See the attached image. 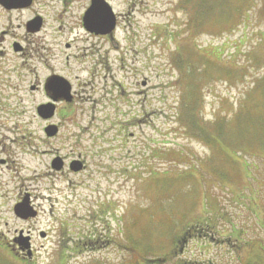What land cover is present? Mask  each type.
<instances>
[{
  "label": "rangeland",
  "instance_id": "obj_1",
  "mask_svg": "<svg viewBox=\"0 0 264 264\" xmlns=\"http://www.w3.org/2000/svg\"><path fill=\"white\" fill-rule=\"evenodd\" d=\"M195 2L114 0L121 18L113 37L86 42L80 9L74 24H62L71 33L68 50L63 48L67 36L56 37L57 3L34 0L28 11L0 7V141L4 136L13 140L0 166V264H145L155 258L167 260L165 264L260 262L264 145L258 147L256 141L264 137V120L246 131L242 126L248 111L240 113L251 106L246 94L253 77L249 74L233 85L208 82L197 115L213 128L203 136L175 119L179 90L174 81L183 51L192 44L208 57L209 48L225 51L223 59L209 60L214 69L229 65L237 73L239 65L250 67L251 51L260 67L256 75L264 72V43L252 50L258 42L254 36L264 41V24L247 25L248 40L236 58L230 52L239 48V24L226 34L203 26L193 38L187 39L186 33L182 40L174 38L171 32L187 30L194 21ZM85 3L80 0L79 6ZM35 13L45 23L39 32L27 33L25 25ZM17 44L23 51L14 54ZM49 51L54 57L46 59ZM49 74L68 80L74 100L71 105L61 102L47 123L35 110L48 102L42 83ZM218 121L232 137L222 141V149L220 142L206 146V139L211 142L216 136ZM47 124L59 128L55 139L45 138ZM236 147L245 149L236 154ZM56 156L66 164L80 156L86 169L80 174L67 167L56 172L50 167ZM26 194L38 214L27 224L17 223L10 210ZM207 213L218 234L213 230L201 242L193 237L177 242L185 228L202 225ZM19 226L31 228L35 237L34 255L26 262L17 261L6 245ZM232 228L238 239L244 238L240 241L253 246L235 248ZM88 230L104 241L95 243V249L61 252ZM39 232L45 233V241Z\"/></svg>",
  "mask_w": 264,
  "mask_h": 264
},
{
  "label": "trees",
  "instance_id": "obj_2",
  "mask_svg": "<svg viewBox=\"0 0 264 264\" xmlns=\"http://www.w3.org/2000/svg\"><path fill=\"white\" fill-rule=\"evenodd\" d=\"M192 11L194 21L192 22L193 27L188 33L190 37H193V34L198 35V32L203 30V28H201L203 26L205 29H211L212 31H214V34H226L232 31L233 28L237 27L238 24L243 26L242 36L240 38L241 40L238 44L239 48H235L233 52H230V54L234 55L235 58L237 57V52L241 51L240 49L245 43V40H248L247 25L260 23L264 24V0L259 4L256 2V0H196L195 6L194 4L192 5ZM254 37L258 42L254 44L252 50H254V48L257 46L263 45L264 43V41H261L260 37L258 38V34ZM233 45L235 44L233 43ZM203 49L205 50L206 48ZM201 51L202 49L199 51L197 45L192 44L189 50L183 51V63L176 66L177 77L174 81V84L179 90V98L176 102L178 106V113L176 111L175 119L177 117L181 118V125L183 124V127L186 130L192 131L193 129V131L197 133V135L203 136L205 131L213 128L209 124L203 123L197 115V112H200L203 105L202 90L204 89V87L208 84V82L216 81L230 83L229 85H233L238 79L244 78L251 74L250 76L253 77V85L250 87V91L246 94L248 95V93H250L248 99H250L251 106H248V108L246 106L244 107V109L240 110L241 114H246V111H248L246 124H244L242 127L245 128L246 131H248L250 128L254 127L255 122H258L257 120H264V72H260L258 75H256L260 67H257L258 60L252 54V52L250 51L247 54V60L249 63L246 64L251 66L245 68L243 65H239V71L236 73V71L233 70L229 65V68L225 70H222L219 64L217 65V69H214L213 65L209 62V60L211 62H217L215 61L216 58L218 61L223 59L222 57L224 56L225 51H223L220 47L214 48L213 51H211V49L209 48V57L207 55H203ZM227 58L231 59L232 57L228 56ZM231 61V63H236V61L233 59ZM209 78L212 79L210 80ZM215 128L216 136L215 138H210V140L212 139L211 142L206 139V143H208L206 146L212 145L213 141L214 146L215 143L218 145L220 142L219 149H222L223 147H225L221 144L222 141L227 140L228 138L232 139V137H230V129L227 125H224L220 121L216 122ZM236 129L237 128L235 127V131ZM263 138L264 137H262L261 139ZM261 139L258 137L256 143L259 145H263L262 143L258 142ZM237 149L243 150L245 148ZM211 216L207 213V217L202 220V225L197 222L194 225L185 228V236L177 239V242H180L183 238L186 239L194 235L202 236L206 235L207 233L210 234L211 232H213L215 221ZM207 224L210 225V228L207 226ZM234 236V242L236 243L235 248H244L245 250V247L249 248L253 246L250 241H240L243 238L238 239L236 234H234ZM89 241H93L94 243L90 245ZM102 241L104 240L100 237L99 234L88 230L87 233L82 232L81 236L77 237L74 240L73 244L68 243L66 247L64 246L61 249V252L69 253V251L67 252L66 248L78 252L82 249H95L93 247L95 243L101 244ZM259 250L260 262L256 261L254 264H264V246H261ZM172 255L173 253L169 254L168 257L172 259ZM142 260L143 258L141 259V261ZM163 261L164 259L155 258L152 259V261H146L145 264H148V262H151V264H165L167 262V260L165 261V263H163ZM168 262L171 261L168 260ZM241 263L244 264L243 262Z\"/></svg>",
  "mask_w": 264,
  "mask_h": 264
},
{
  "label": "flooded vegetation",
  "instance_id": "obj_3",
  "mask_svg": "<svg viewBox=\"0 0 264 264\" xmlns=\"http://www.w3.org/2000/svg\"><path fill=\"white\" fill-rule=\"evenodd\" d=\"M53 2L57 3V6H59V9L57 10V13L55 15V21L58 23V27L56 28V37H60L62 35H66V43L63 44V48L65 50H68L70 49V47L72 46L71 43H68L67 40H68V36L71 35V33H69V31L63 27V23L66 22L67 24H74V19L76 17V13L81 9V15L79 17V22H80V29L82 31V34L85 36L84 42H86V38H93V39H96V38H100V39H107L108 37H113L114 33L116 30H114L112 33L110 34H105V35H101V34H95V33H92V32H89L87 31L85 28H84V25H83V18L85 15L89 16L90 18H93V17H99V5L102 3L101 1H104L105 3H107L114 15H115V23H116V27H117V24H118V19L121 18V16L117 15L114 11V0H86V3L83 7H80V0H72L70 2H68L69 0H52ZM33 2L34 0H30V3L29 5L27 6H23V7H20V8H17V9H10L11 11H28L32 8V5H33ZM22 4V3H21ZM2 8V7H1ZM4 9V8H2ZM6 10V9H4ZM8 11V10H7ZM30 20H39L40 24H41V28L40 30L42 29L44 23H45V20H44V17L35 13L32 15L31 19ZM73 30L75 29V27L72 28ZM117 29V28H116ZM31 33H34V32H31ZM54 39V38H53ZM78 41H80V39H78ZM23 51V48H19V50L17 51H14L13 50V53L14 54H19ZM53 58L54 57V54H51L50 51H49V55L47 58ZM65 61H68L69 60V56H65L64 58ZM50 71H52L53 69L49 68ZM55 76H60V75H56V74H49L48 77L44 80V82L42 83L43 84V90H44V94L47 96V101L49 102L50 100H52L53 95L51 92H46L45 90V85L49 84V81L52 77H55ZM62 77V76H60ZM64 78V77H63ZM47 102V103H48ZM44 104V103H43ZM58 105L61 104V102H58L57 103ZM41 105V104H40ZM58 108V107H57ZM56 108V110H57ZM4 110V108H0V111ZM6 131L10 132V130H7L5 129ZM2 133H4V130L2 131ZM55 139V138H53ZM13 144V140H12V143L8 141V139L6 138V136H4V138L2 139V141H0V166H3L5 164V158L7 156V151H6V146L7 144ZM63 159V169H65L66 165V162L67 160L62 158ZM72 161H79L81 164H82V170L79 172V173H73V174H80L82 173L85 169H86V165L84 163V161L81 159L80 156L78 157H73L69 160L68 163L72 162ZM19 202V201H18ZM16 202V203H18ZM13 208H11L10 210V213L12 215V219L17 222V223H24V224H27L29 223L30 221L34 220V219H20L18 217H15L13 215ZM22 232V234L24 236H28L29 237V244H30V248L32 249V257L34 255V251H33V248H34V236H33V231L31 230V228H22V227H17L14 229L13 233H12V238L10 241H7V246L11 249V253L13 256H15L18 260H23V261H26L28 260V258L25 257L24 253H22L20 251V248L23 246L21 245V242H20V233ZM40 236V232L38 233V237ZM47 239V236L42 239L43 241H45ZM22 241V240H21ZM29 258V260L32 259Z\"/></svg>",
  "mask_w": 264,
  "mask_h": 264
},
{
  "label": "water",
  "instance_id": "obj_4",
  "mask_svg": "<svg viewBox=\"0 0 264 264\" xmlns=\"http://www.w3.org/2000/svg\"><path fill=\"white\" fill-rule=\"evenodd\" d=\"M29 3L30 0H0V5L6 8L23 7L29 5ZM84 24L85 26H87V29L89 31L99 32L101 30H105L108 33L114 27V18L109 7L102 3V5L99 7V18H90L89 16H87L84 18ZM30 25L36 30L39 27V24L36 22L30 23ZM53 80H55L57 83H55L54 85H50L48 87V90L52 91L55 94V99L61 98L69 102V87L60 79L54 78ZM60 81L63 83H61ZM53 110L54 108L52 105L40 106L37 108V115L40 118L47 120L52 117ZM44 132L47 137H53L57 133V128L55 126H48L45 128ZM51 166L54 170L59 171L62 168V162L60 159H54L51 163ZM81 168L82 166L78 162H73L70 164V169L74 172L80 171ZM14 214L22 219L35 216V213L32 211V208L29 206V201L27 197H25L19 204L14 206ZM21 240L23 241L21 242V245H23L21 251L26 252V255L30 257L31 251L28 246V238H22L20 239V241Z\"/></svg>",
  "mask_w": 264,
  "mask_h": 264
}]
</instances>
